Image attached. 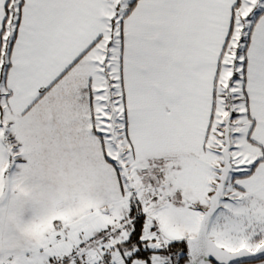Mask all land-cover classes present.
Segmentation results:
<instances>
[{"label":"snow or ice","instance_id":"obj_1","mask_svg":"<svg viewBox=\"0 0 264 264\" xmlns=\"http://www.w3.org/2000/svg\"><path fill=\"white\" fill-rule=\"evenodd\" d=\"M0 264H264V0H0Z\"/></svg>","mask_w":264,"mask_h":264}]
</instances>
